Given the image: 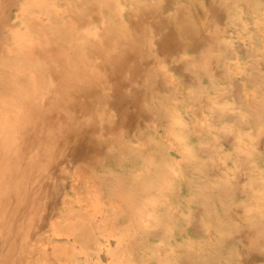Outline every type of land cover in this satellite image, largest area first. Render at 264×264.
<instances>
[{"label":"rangeland","instance_id":"rangeland-1","mask_svg":"<svg viewBox=\"0 0 264 264\" xmlns=\"http://www.w3.org/2000/svg\"><path fill=\"white\" fill-rule=\"evenodd\" d=\"M113 2L0 0V264H264V0ZM88 173L153 198L135 248Z\"/></svg>","mask_w":264,"mask_h":264},{"label":"bare ground","instance_id":"bare-ground-1","mask_svg":"<svg viewBox=\"0 0 264 264\" xmlns=\"http://www.w3.org/2000/svg\"><path fill=\"white\" fill-rule=\"evenodd\" d=\"M86 2V6H87V10L89 11V13L91 14V16L89 17V20L91 21L92 17H95L99 15V8L101 9V4L100 2L104 1V2H109V5L113 6L115 5V3L113 2V0H84ZM141 4V2L139 1L138 5H136V7H139V5ZM143 5V4H142ZM35 8V6H34ZM96 9V10H94ZM97 12H98V15H97ZM263 13V12H262ZM43 18V17H42ZM82 20V19H81ZM79 19V23L80 25L82 24V21ZM156 22V21H155ZM157 25V24H156ZM264 25V24H263ZM9 26V25H8ZM264 30V29H263ZM262 30V31H263ZM264 33V32H263ZM262 35V33H261ZM264 36V35H263ZM30 52V51H29ZM40 52V51H38ZM30 54V53H29ZM39 55H41V52L38 53ZM32 56V54H31ZM115 88L117 89L118 93H117V96L115 99L112 100V104L115 105V106H122L124 104V95L121 92L120 90V87H119V84H115ZM73 90H75V88H73ZM120 90V91H119ZM30 104V103H28ZM5 107V106H4ZM7 108H10L8 106H6ZM19 108V107H18ZM13 109V108H11ZM4 111L7 110V109H3ZM1 110V111H3ZM15 110V109H14ZM18 110H21L18 109ZM3 111V112H4ZM9 112V109L7 110ZM17 111V110H16ZM22 111V110H21ZM11 112V110H10ZM15 111H12V114L10 115H14ZM26 112V111H25ZM1 113V112H0ZM19 113V112H18ZM17 113V114H18ZM61 113V112H60ZM7 114V112H6ZM5 114V115H6ZM24 114V113H22ZM5 115H0V132H1V138H2V141H0L1 145H5L6 146V149L10 148V147H13V145L16 143L17 141V138H15V134L13 133V137L10 139L8 138V136L6 135L7 134V131L6 129L8 128V123L7 121L5 120L6 119V116ZM27 116V115H26ZM5 117V119H4ZM9 118V117H8ZM7 118V119H8ZM13 118V117H12ZM19 119L21 117H18ZM23 118H24V115H23ZM22 118V119H23ZM78 118V117H77ZM77 118L75 117V115H72V116H66L65 119H68L70 122L73 123V121L76 122ZM14 119H17V116H15ZM26 119V118H25ZM76 119V120H75ZM10 119H8L9 121ZM12 121V120H11ZM17 121V120H15ZM13 121V122H15ZM12 122V123H13ZM29 122V120H28ZM27 122V123H28ZM11 123V122H10ZM26 123V124H27ZM18 124V123H17ZM23 124V122H22ZM29 124V123H28ZM10 125V124H9ZM14 125V123H13ZM25 125V124H23ZM76 125V124H75ZM78 125V124H77ZM12 126V124L10 125ZM19 126V125H18ZM32 126V125H31ZM80 126V125H79ZM78 126V127H79ZM22 127V126H21ZM81 127V130H79ZM78 128V130L76 131L77 133L76 136L74 137V139H72V157H71V161L72 162H76L77 163V167H81L80 163H78V161H87L89 164H90V167H92L91 165H93L95 163V156L97 154H104L106 155L107 154V149L105 150L102 146L104 145L103 142L99 141L98 139L96 140L94 137H91V133L93 132V130L91 129V127H85L84 125L83 126H80ZM59 128V127H58ZM21 129V128H20ZM17 130V129H16ZM59 130H64V129H60ZM15 130H13L14 132ZM58 131V130H57ZM9 132V130H8ZM18 132H19V129H18ZM10 133V132H9ZM12 133V132H11ZM20 133V132H19ZM58 133V132H57ZM59 134V133H58ZM63 134V133H62ZM15 135V136H14ZM11 136V135H10ZM142 137V135H141ZM22 138V136H21ZM63 139V138H62ZM22 140V139H21ZM20 140V141H21ZM64 140V139H63ZM9 141V142H8ZM134 141V140H133ZM38 142V141H37ZM40 142V141H39ZM62 142V141H61ZM43 143V142H42ZM64 144V142H63ZM139 144V143H138ZM47 145V144H46ZM31 147V146H30ZM29 147V148H30ZM45 147V146H44ZM49 148H53V145ZM48 149V148H46ZM45 149V150H46ZM50 150V149H48ZM53 152V149L50 150L49 152ZM174 152V151H173ZM46 153H48V151H46ZM179 155V154H178ZM6 158V157H5ZM34 158L31 156V159H30V162L33 160ZM9 160V159H8ZM176 160V159H175ZM18 161V160H17ZM1 162V161H0ZM10 162V161H8ZM7 161H6V166L2 165V162L0 163V170H3V169H6L5 167H9V164ZM29 162V163H30ZM4 163V162H3ZM18 164V162H17ZM16 164V165H17ZM32 163H30L31 165ZM174 164V163H173ZM46 165V164H45ZM11 167V165H10ZM20 167V165H19ZM18 167V168H19ZM73 167V166H72ZM74 169V168H73ZM81 169V168H80ZM11 170V168H10ZM13 170V169H12ZM21 170V169H20ZM23 170V169H22ZM139 170V169H138ZM143 170V169H142ZM148 170V169H147ZM83 171V170H82ZM90 171V169H89ZM23 172V171H22ZM84 172V171H83ZM86 172V171H85ZM84 172V173H85ZM169 172V171H168ZM167 172V173H168ZM171 172V171H170ZM4 172H2L3 174ZM82 173V172H81ZM83 173V174H84ZM135 173V172H134ZM173 173V172H172ZM171 173V174H172ZM13 174H14V170H13ZM80 174V173H79ZM83 176V175H82ZM170 176V175H169ZM172 176H174V174H172ZM18 177V176H17ZM16 177V178H17ZM73 177V176H72ZM85 177V176H84ZM73 180V179H72ZM75 180V179H74ZM86 182L88 183H92L93 185L94 184H97V185H101V187L103 186L104 189L106 190V195H105V201L108 202L109 205H112L113 207H116L117 206V210H115L117 212V214L119 216H121L120 218H124L125 219V222L123 224H120L121 225V228L122 230H126L128 229V224L131 226H133V228L131 229V231H129L128 233H131V234H125V236L127 237L128 241V245H130L129 247H133L135 248V242H134V238H137L139 237L140 233H141V230L144 226V223H143V220L142 218L144 217V209L146 208L147 204H152L153 203V198L152 197H149V198H146L144 201L143 200H139V201H136L134 199V193L136 191H140V195L143 193H145L146 191L144 189H142L140 187V189L137 188L134 189L133 187H130L128 185H126V181L124 180H118V179H114V177L111 175V174H108V173H104L102 175H94L93 173H88L87 176H86ZM17 183V181H16ZM26 183V182H25ZM130 185H134L136 184V180H132L131 182H128ZM71 185H72V182H71ZM140 186V185H139ZM69 187V186H68ZM72 188V186H71ZM133 188V189H132ZM74 189V188H72ZM161 189V188H159ZM74 191V190H73ZM155 191V190H154ZM90 193V192H89ZM91 194V193H90ZM89 194V195H90ZM74 195H75V191H74ZM139 195V196H140ZM77 196V195H76ZM91 196V195H90ZM101 201V200H100ZM75 203V202H74ZM88 203V202H86ZM84 206V205H83ZM154 206V204H153ZM1 207V206H0ZM104 207V206H103ZM61 208V207H60ZM89 209V208H88ZM57 211V209H55ZM87 210V209H86ZM90 211V210H89ZM88 211V213H89ZM177 211V210H176ZM80 211H78V209H74L73 213H74V218L76 220V222H78L79 220H81V217L79 214ZM153 212V211H152ZM78 213V214H77ZM101 215L106 214L107 216L109 215L108 211L107 210H104L102 212H100ZM111 214V217L112 219H118L119 217L115 216L114 214L112 215ZM52 215V214H51ZM94 215V214H93ZM98 216V215H97ZM109 218V219H110ZM93 219V218H92ZM51 221V219H50ZM49 222V221H48ZM96 222V221H95ZM119 222V221H118ZM55 223V222H54ZM80 223V227L76 230H72L70 233H67L65 234L66 236H72V238L74 239L75 237H77V235H79V238L82 239L81 237H83V239H85L87 241V237H86V230H85V233H84V223L85 221L81 220L79 221ZM95 224V223H94ZM50 225V224H49ZM96 225V224H95ZM71 229H75L74 227H72ZM51 232V231H49ZM76 232V234H74ZM119 232V231H118ZM117 232V233H118ZM48 233V232H47ZM59 233V232H58ZM50 234V233H49ZM123 234V233H122ZM84 235V236H83ZM62 236V235H61ZM120 236V234H119ZM112 238V236H110ZM131 237V238H130ZM68 238V237H67ZM101 240V239H100ZM115 240V239H114ZM73 241V240H72ZM70 241V242H72ZM120 240L118 239L117 243H119ZM157 242V241H156ZM104 243V242H103ZM120 244V243H119ZM31 246V245H30ZM99 246V245H98ZM114 246V245H113ZM78 248V246H77ZM105 249V248H104ZM120 250V249H119ZM262 251V250H261ZM117 253V252H116ZM115 253V254H116ZM147 253V252H146ZM100 254V253H99ZM103 254V252H102ZM111 255L113 256L114 255V252H111ZM107 256V255H106ZM105 256V257H106ZM109 257V256H108ZM94 259V258H93ZM102 259V258H101ZM106 259V258H105ZM111 263V262H110ZM137 263V262H136ZM260 263V262H259Z\"/></svg>","mask_w":264,"mask_h":264}]
</instances>
